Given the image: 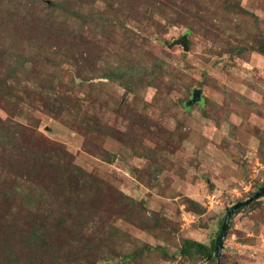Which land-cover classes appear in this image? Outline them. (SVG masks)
Here are the masks:
<instances>
[{
    "label": "rangeland",
    "instance_id": "1",
    "mask_svg": "<svg viewBox=\"0 0 264 264\" xmlns=\"http://www.w3.org/2000/svg\"><path fill=\"white\" fill-rule=\"evenodd\" d=\"M219 1L211 8L219 10ZM240 4L249 13L233 14L220 33L195 24L186 52L169 43L189 24H171L161 16L147 19L146 5L137 7L136 20L119 14L112 32L87 29L82 36L54 40L52 51L60 50L54 55L64 79L57 89L72 104L79 102V112L68 104L70 114L80 115L77 118L50 111L44 105L49 88L33 83L30 74H23L19 84L8 80L21 98L12 105L0 93V119L25 126L26 132L14 140L20 148L17 154L45 164L57 156L54 162H70L87 181L74 208L89 214L96 237L90 229L83 230L73 241L69 228L64 229L68 258H92L96 251L100 256L95 264H186L199 257L181 254L183 241L209 245L227 208L264 184V52L251 48L264 41V0ZM95 6L101 10L104 3ZM15 23L5 27L0 19L1 35L8 31L6 45L22 31L24 22ZM235 45L247 51L231 52ZM124 57L148 64L163 60L159 87L128 93L117 83L99 84L94 79L80 84L75 77L84 70L96 73L107 62ZM43 61L35 68L41 69V77L47 68ZM6 72L0 68L3 77ZM195 88L201 99L190 102ZM83 113L96 123L87 127L80 121ZM11 150L6 143L0 153L5 188L17 182L25 185L28 177L18 176L25 171L9 159ZM48 166L40 176L55 175L56 168ZM14 177H19L17 182ZM11 201L0 197V235L8 230L5 222L26 227V205L18 198ZM36 201L30 211L37 209ZM109 223L115 227L111 247L116 255L109 254L99 239ZM127 254L133 258H123ZM219 263L264 264V196L232 216Z\"/></svg>",
    "mask_w": 264,
    "mask_h": 264
},
{
    "label": "trees",
    "instance_id": "2",
    "mask_svg": "<svg viewBox=\"0 0 264 264\" xmlns=\"http://www.w3.org/2000/svg\"><path fill=\"white\" fill-rule=\"evenodd\" d=\"M96 2L104 3L103 9L98 10L95 6ZM217 4H214V0H0V19L5 27L16 24L15 21L24 22L21 23L23 25L21 33L12 35L13 43L6 45L5 39L8 36V31L3 36L0 33V68L3 67L7 70V77L0 74V93L9 104L14 105L21 97L16 96L14 85H11L8 80L19 84L23 74H30L33 83L42 84L40 86L43 88H49L50 94L45 99L44 105L50 107V111L52 110L57 115L66 113L77 118L80 115L78 113H76L77 115L70 114L68 104L75 106L79 112V102L75 101V104H72L74 102L57 89L64 85V79L57 67L60 66V62L55 59L54 55L60 53V50L52 51L54 40H61L64 35L82 36L87 29L102 34L112 32L116 29L115 23L119 19V14H126L134 20L138 19L137 7L139 5L147 6V10L143 12L149 14L147 19L161 16L171 24H189L185 32L187 34L193 31L195 24L204 26L207 31L216 30L217 33H220L222 24L227 20H232L233 14L246 16L249 13L241 6L240 0H221L219 1V5H221L219 10L211 8ZM219 26L221 30L218 31ZM251 48L264 52V41ZM230 51L243 54L247 51V47L235 45L231 47ZM139 56L143 58L142 55ZM41 59L44 60L47 67L44 68L45 77L40 76L41 69L38 72L35 70ZM163 64L164 61L161 59L148 64L135 58L124 57L114 63L107 62V66L99 67L96 73L84 70L79 71L75 77L80 79V84L88 81L92 83V80L97 79L99 84L117 83L124 87L128 93H137L148 86L159 87L163 76L159 72L164 69ZM14 99L15 101H13ZM183 106L187 107L186 104ZM80 121H86L87 127L96 123L95 118H86L84 113L81 115ZM4 125H7V128L3 129ZM25 132V126L21 123L0 119V153L8 143L13 149L11 150L13 155L9 159L19 163L17 166L25 171L20 172L18 176L26 175L30 178H25L24 185L17 182L19 177H14L13 180L17 184L5 188L6 180L0 176V197L6 201L12 200L11 202L18 198L21 203L26 205L25 209H27L23 220L26 224L25 229L20 226H12L10 223H3V226L8 230H5L4 235H0V264H45V259L49 260L48 264H95L100 256L96 251L92 258L85 256L76 260L68 258L69 256L64 250L65 246L68 247L64 232L66 228H69L67 230L69 234H73V241L76 239L75 236L82 234L83 230L90 229L91 237H96L91 232L93 226L90 225L92 219H89V214H84L82 210L74 208L79 202V197L83 194L81 186L87 182L84 175L75 172L74 168L71 169L68 161L65 164L57 163V160L54 162V158L57 156L50 158L49 164L34 159L30 160V158L22 160L23 156L17 154L20 148L14 140L16 136H21ZM57 150L62 151L60 148ZM54 163L57 166H54ZM46 166L50 167L49 169L56 168L53 177L39 175V171ZM101 186L97 185L96 188ZM36 200H38L37 209L30 211L29 207L34 205ZM190 203L193 202L190 201ZM242 208L244 206L235 213ZM64 209L67 211L64 212ZM6 214H4L5 217ZM220 228L221 224L216 234L219 233ZM114 231V225L109 223L108 227L106 225L103 227L99 237L105 249L107 250L109 247V254L112 255H116L111 247ZM214 242L215 239L207 245L186 239L183 241L180 252L188 255L197 254L199 258L191 260V262L208 258V264H216L214 257L209 258L214 250ZM127 257L133 258L129 254L123 256V258ZM103 258L111 260L110 255L105 253H103Z\"/></svg>",
    "mask_w": 264,
    "mask_h": 264
},
{
    "label": "water",
    "instance_id": "3",
    "mask_svg": "<svg viewBox=\"0 0 264 264\" xmlns=\"http://www.w3.org/2000/svg\"><path fill=\"white\" fill-rule=\"evenodd\" d=\"M174 45H180L182 47L183 51H185V52L188 51L189 50L188 34L187 33L182 34L178 38L171 41V43L169 44V46H174ZM200 99H201L200 89H197V88L193 89L190 102L199 101ZM262 196H264V184L261 185L256 191H254L250 196H248L247 198H245L243 200L235 202L234 204H232L227 209L225 216L223 218V222H222L220 231L216 235V238H215L214 250L209 257V258L214 257L216 260V264H220L219 259H220L221 248L223 245V239H224V236L228 230L229 223H230L232 216L235 214V212L240 207H243V206L249 204L250 202H252L253 200H256Z\"/></svg>",
    "mask_w": 264,
    "mask_h": 264
},
{
    "label": "built area",
    "instance_id": "4",
    "mask_svg": "<svg viewBox=\"0 0 264 264\" xmlns=\"http://www.w3.org/2000/svg\"><path fill=\"white\" fill-rule=\"evenodd\" d=\"M209 259L208 258H202L195 262H187L186 264H208Z\"/></svg>",
    "mask_w": 264,
    "mask_h": 264
}]
</instances>
